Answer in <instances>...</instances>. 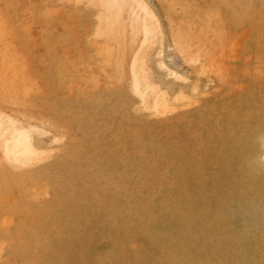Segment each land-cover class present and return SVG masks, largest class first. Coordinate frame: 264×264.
Wrapping results in <instances>:
<instances>
[{
	"label": "rangeland",
	"instance_id": "obj_1",
	"mask_svg": "<svg viewBox=\"0 0 264 264\" xmlns=\"http://www.w3.org/2000/svg\"><path fill=\"white\" fill-rule=\"evenodd\" d=\"M1 129L0 264H264V0H0Z\"/></svg>",
	"mask_w": 264,
	"mask_h": 264
},
{
	"label": "bare ground",
	"instance_id": "obj_2",
	"mask_svg": "<svg viewBox=\"0 0 264 264\" xmlns=\"http://www.w3.org/2000/svg\"><path fill=\"white\" fill-rule=\"evenodd\" d=\"M127 1H130V2H132L133 0H127ZM118 4V3H117ZM120 5V4H119ZM120 9V8H119ZM143 11H144V13H146V14H148V10L143 6ZM124 11H121V13H123ZM134 12V11H133ZM132 12V13H133ZM128 13V12H127ZM134 13H136V16H138L139 17V19H144L143 18V16L141 15V14H138L137 12H134ZM116 14H117V12H116ZM115 14V15H116ZM119 15V14H118ZM120 16V15H119ZM130 17V16H129ZM128 17V18H129ZM116 18V17H115ZM119 18H121V17H118V19H116V20H118V21H116V23H122L121 22V20H123V19H119ZM126 18H127V16H126ZM136 18V17H135ZM129 19H131V17L129 18ZM133 20V19H132ZM142 20H141V22H142ZM145 20V19H144ZM143 20V21H144ZM129 21V20H128ZM131 22V21H130ZM137 22V21H136ZM138 22H139V20H138ZM119 23V24H120ZM123 23H124V21H123ZM129 23V22H128ZM114 24V23H113ZM138 24V23H137ZM139 25V24H138ZM124 26V25H123ZM140 27V26H139ZM120 29L122 28L123 29V27H122V25H120V27H119ZM121 29V30H122ZM131 29H133V28H131ZM135 29H136V27H135ZM126 31V30H125ZM124 31V32H125ZM138 69H139V67H138ZM160 96V95H159ZM157 102V100L154 102V103H156ZM158 103V102H157ZM3 134V129H1L0 130V135H2ZM8 135V136H7ZM3 140H5V144H6V147H7V150H8V152L10 153V154H12V156L14 157V158H20L21 159V157H26V156H30V154H34V153H37V151L31 146V144H30V142L28 141V137H27V135L26 134H24L22 131H19V130H17V129H12V130H10V133L9 134H5L4 136H3ZM35 155V154H34ZM33 155V156H34ZM24 159H26V158H24ZM258 171V170H257ZM260 175V174H259ZM211 207V206H210ZM217 221V220H216ZM215 226L218 228L219 226H221V223L219 224L218 222L215 224ZM219 230H220V228H218ZM207 232V231H206ZM219 232V231H218ZM204 233V232H203ZM199 236V235H198Z\"/></svg>",
	"mask_w": 264,
	"mask_h": 264
}]
</instances>
